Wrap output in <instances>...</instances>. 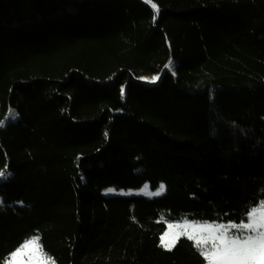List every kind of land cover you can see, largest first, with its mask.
<instances>
[{"label": "trees", "instance_id": "1", "mask_svg": "<svg viewBox=\"0 0 264 264\" xmlns=\"http://www.w3.org/2000/svg\"><path fill=\"white\" fill-rule=\"evenodd\" d=\"M154 2L0 0V264L34 235L55 264H205L166 223L264 201V0Z\"/></svg>", "mask_w": 264, "mask_h": 264}, {"label": "snow or ice", "instance_id": "2", "mask_svg": "<svg viewBox=\"0 0 264 264\" xmlns=\"http://www.w3.org/2000/svg\"><path fill=\"white\" fill-rule=\"evenodd\" d=\"M154 12V19L159 14V7L154 0H145ZM172 61L170 60L166 67L171 68ZM152 81L159 79L158 76H153ZM123 94V89H122ZM10 115L13 113L10 110ZM4 126V121H0V127ZM10 173L7 172V165L4 169H0V179L7 178ZM149 186L144 185L147 189ZM113 191L112 189L108 190ZM166 191V186L161 183L155 192H151L152 196H159ZM247 222L243 220L240 223H230L228 225L220 224L216 225L219 229H234L231 234L221 233L218 236L211 237L213 240H219V245H213L212 248H205L203 245L207 238L195 239L189 236V239L193 240V247L199 252V254L205 259L206 264H264V201H261L258 205L251 207L247 212ZM169 228L173 225H169ZM203 228L212 229L214 226L211 224L201 225ZM168 233L160 237L161 246H164L166 250L171 251L175 247V242L165 241V236ZM41 237L34 235L26 239L20 244L11 254L10 260L6 264H55L54 258H52L47 252L43 250V245L40 243ZM28 256V261L24 260V257Z\"/></svg>", "mask_w": 264, "mask_h": 264}, {"label": "rangeland", "instance_id": "3", "mask_svg": "<svg viewBox=\"0 0 264 264\" xmlns=\"http://www.w3.org/2000/svg\"><path fill=\"white\" fill-rule=\"evenodd\" d=\"M172 72H173V70H172ZM10 110L13 113V115H10ZM17 117H18L17 113L13 108H10V107L7 108L4 115H2V116L0 115V121H4V126L0 127V128H4L8 123L14 122L17 119ZM4 179H6V178L0 179V181H2ZM109 189H112L113 191L109 192L108 191ZM157 189L158 188L152 190V189H150V187L145 189L144 185L138 189H129V190H122V189L117 190L115 188H107V189L103 190L101 194L103 196L142 197V198H146V199H154V198H158V197L162 196L165 192L164 191L163 194H161L159 196L150 195L151 192H155ZM244 222H247V217H246ZM170 224L173 225V227L169 228L168 226ZM204 224H211L214 227L212 229L201 227V225H204ZM221 224L228 225L230 223H221ZM216 225H220V224L201 223V222H193V221H188V220L175 221V222H171V223H166L165 230H164L162 235H164V233L167 232L168 235L165 236L166 244H167V242L171 241V242H175V245L179 240H182V239L191 241L193 243V240L188 238L189 236H191L195 239H200L202 237L207 238L203 247L212 248L214 244L219 245L220 241L219 240H213L211 237L218 236L221 233H225V232L228 234H231L232 232L235 231L234 229H219V228L215 227ZM160 246H161V242H160ZM161 248L166 250L164 246H161ZM28 259H29L28 256L24 257V260L26 262L28 261ZM9 260H10V257H9L8 261ZM205 264H206V262H205Z\"/></svg>", "mask_w": 264, "mask_h": 264}]
</instances>
